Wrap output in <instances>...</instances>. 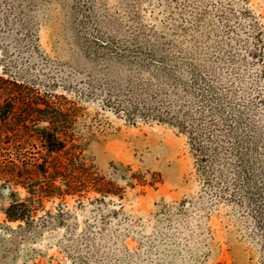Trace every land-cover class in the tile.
<instances>
[{
    "label": "rangeland",
    "instance_id": "374dc122",
    "mask_svg": "<svg viewBox=\"0 0 264 264\" xmlns=\"http://www.w3.org/2000/svg\"><path fill=\"white\" fill-rule=\"evenodd\" d=\"M0 7V57L9 50L14 59L0 61V78L16 80L29 100L53 88L72 101V169L84 173V165L115 191L102 197L88 184L34 204L7 176L39 179L26 164L44 157L42 147L32 127L0 124V224L25 225L5 218L18 201L31 205L33 219L12 233L0 226V264H264V0H0ZM150 49L220 72L215 107L192 116L205 137L202 161L172 125L130 122L96 96L51 86L56 75L101 82L103 71L121 83L145 79ZM19 89L0 80V103L17 102ZM58 210L60 224L46 214Z\"/></svg>",
    "mask_w": 264,
    "mask_h": 264
},
{
    "label": "trees",
    "instance_id": "16d2710c",
    "mask_svg": "<svg viewBox=\"0 0 264 264\" xmlns=\"http://www.w3.org/2000/svg\"><path fill=\"white\" fill-rule=\"evenodd\" d=\"M3 12L0 7V33L3 29V19H1ZM261 32L260 29L255 32L256 40ZM2 48L5 49V47ZM133 51L134 57L141 53V50ZM107 53H104L106 57L109 55ZM181 53L180 50L178 54ZM12 54L11 51L5 50L0 61L6 58L9 63H13ZM172 57L159 53L155 49L145 51V74L147 75L145 79L133 75L136 78L130 77L121 83L117 79H111L108 72L103 71V81L101 82L88 78L82 85H79L78 80L72 82L69 81L68 76L56 75L51 86L55 87L61 83L65 90L73 88L75 92H78V98L80 96H96L102 100L103 107L113 110L130 122L137 119H155L172 125L188 136L194 155L197 160L202 161L207 155L205 137L200 127L194 125L192 116L196 114L202 119V114L210 113L215 107L218 97L214 87L215 83L219 81L220 72L217 71L213 63L211 65L198 63L193 59L183 62L177 61L176 58L174 60ZM0 80L21 87L19 89L21 95L17 102L11 99V101L0 103V124L8 127L10 124L16 123L18 129L32 127L33 131L31 132L43 150L44 157L40 161L25 163L26 166L33 165L36 174L40 176L39 179L31 182L25 181V179L17 181L13 177L14 175L7 176L9 180L21 183L27 188L28 200L34 204H41L44 198L54 199L63 198L65 194H81L88 184L100 192L102 197L115 194L111 183L104 182L97 173L94 176L92 173H85L84 165H80L81 169H79V172L83 171L84 173H77L72 169V167L75 168L76 155L72 153L69 155L70 152L66 148L69 140H72L71 132L75 123L73 116L75 106L72 101L67 100L61 94L53 93L55 92L53 88L42 94L36 91L33 99L29 100L22 94L23 86L17 85L16 80L14 82L2 78ZM51 97L56 101L51 100ZM60 99L64 102H61ZM260 99L263 101L262 97ZM65 105L67 106L64 107ZM15 130V128H11V131ZM25 134L28 133L25 132ZM57 153L66 154V161H59L55 155ZM15 166L14 164L13 167ZM31 211V205L26 201L10 203L4 212L6 220L9 222L21 221L25 225L18 224L17 228H12L6 223L0 224L3 226L4 233L5 231L12 233L17 229L29 227L33 221ZM46 214L48 217H55L58 224L62 222L59 219L61 211L58 210L55 213L49 211Z\"/></svg>",
    "mask_w": 264,
    "mask_h": 264
}]
</instances>
